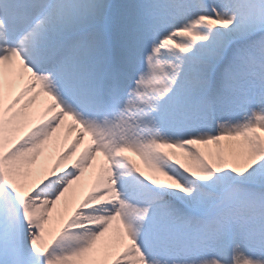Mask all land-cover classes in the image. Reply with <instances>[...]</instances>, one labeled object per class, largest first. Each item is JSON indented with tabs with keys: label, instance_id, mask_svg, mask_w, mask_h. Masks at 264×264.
I'll list each match as a JSON object with an SVG mask.
<instances>
[{
	"label": "snow or ice",
	"instance_id": "obj_1",
	"mask_svg": "<svg viewBox=\"0 0 264 264\" xmlns=\"http://www.w3.org/2000/svg\"><path fill=\"white\" fill-rule=\"evenodd\" d=\"M0 264H264V0H0Z\"/></svg>",
	"mask_w": 264,
	"mask_h": 264
},
{
	"label": "bare ground",
	"instance_id": "obj_2",
	"mask_svg": "<svg viewBox=\"0 0 264 264\" xmlns=\"http://www.w3.org/2000/svg\"><path fill=\"white\" fill-rule=\"evenodd\" d=\"M58 148H56L55 146L53 147L52 151H56ZM88 176H89V172H88ZM87 179V178H86Z\"/></svg>",
	"mask_w": 264,
	"mask_h": 264
}]
</instances>
